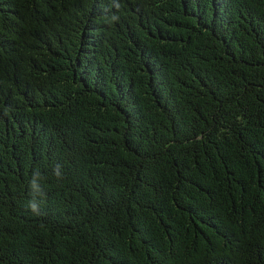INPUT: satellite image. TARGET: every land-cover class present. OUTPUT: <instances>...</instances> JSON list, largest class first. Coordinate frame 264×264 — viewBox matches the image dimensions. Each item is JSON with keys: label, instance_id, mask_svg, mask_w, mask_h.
I'll use <instances>...</instances> for the list:
<instances>
[{"label": "trees", "instance_id": "16d2710c", "mask_svg": "<svg viewBox=\"0 0 264 264\" xmlns=\"http://www.w3.org/2000/svg\"><path fill=\"white\" fill-rule=\"evenodd\" d=\"M0 264H264V0H0Z\"/></svg>", "mask_w": 264, "mask_h": 264}, {"label": "clouds", "instance_id": "9594fccd", "mask_svg": "<svg viewBox=\"0 0 264 264\" xmlns=\"http://www.w3.org/2000/svg\"><path fill=\"white\" fill-rule=\"evenodd\" d=\"M35 175H39V174L37 173V174H35ZM56 175H57V177H59V176H60V172H59V171H56ZM31 187H32L33 189H35L36 192H40V189H39V187H38L37 184H36L35 176H34L33 180L31 181ZM29 206H30L33 210H35L36 207H37V205H36L34 202H30Z\"/></svg>", "mask_w": 264, "mask_h": 264}]
</instances>
